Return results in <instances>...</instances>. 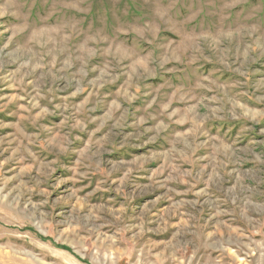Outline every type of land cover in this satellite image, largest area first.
I'll list each match as a JSON object with an SVG mask.
<instances>
[{
    "label": "rangeland",
    "instance_id": "obj_1",
    "mask_svg": "<svg viewBox=\"0 0 264 264\" xmlns=\"http://www.w3.org/2000/svg\"><path fill=\"white\" fill-rule=\"evenodd\" d=\"M0 264H264V0H0Z\"/></svg>",
    "mask_w": 264,
    "mask_h": 264
}]
</instances>
